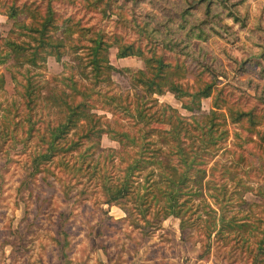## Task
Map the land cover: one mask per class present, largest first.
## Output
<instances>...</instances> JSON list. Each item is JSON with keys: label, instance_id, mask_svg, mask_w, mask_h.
Wrapping results in <instances>:
<instances>
[{"label": "rangeland", "instance_id": "374dc122", "mask_svg": "<svg viewBox=\"0 0 264 264\" xmlns=\"http://www.w3.org/2000/svg\"><path fill=\"white\" fill-rule=\"evenodd\" d=\"M11 1L19 7L23 2H29L43 11L47 9V0H0V8ZM50 7L60 19L68 17L85 28L108 35L116 33L122 43H131L133 49L140 46L146 54L155 49L168 60L183 62L192 71L200 70L207 62L221 72L204 70L203 77L218 82L230 102L243 108L252 106L264 110V0H51ZM17 20L28 22L30 19L24 10L12 18L0 13V36L9 34L10 29L22 31L15 25ZM144 23L156 27L167 39L179 40V46L166 49L146 38L139 28ZM65 25L70 24L59 25L54 31L55 36L68 39L69 29H65ZM198 31L200 38L193 36ZM71 34L73 40L75 34ZM14 37L29 39L27 35ZM63 48L59 60L53 54H47L37 67L12 66V61L0 65L6 78L4 87L0 88V113L3 112L2 117L0 115V264H249L250 257H245L243 250L233 245L232 238L228 243L218 239L208 247L207 238L199 230L201 222L181 228L179 218L168 216L148 229L149 232L145 231L142 220L132 221L116 202H105V190L97 178L68 172L60 163L62 156L64 159L78 158L83 146L78 151H58L51 160L42 159L37 169H33L34 156L47 146L46 122L58 117L59 113L55 107L48 108L40 101L32 112L33 123L30 124L17 85L11 78V70L22 82L30 75L34 80L43 79L47 81L45 84L56 88L65 87L72 77L82 85L93 87L89 91L92 101L101 98L95 91L132 95L139 89L132 86L130 76L143 67L140 56L117 58L116 47L111 46L108 59L121 70H112L111 79L102 78L98 82L89 77L81 78L79 68L73 66H84L86 59H79L77 54L87 55L88 49L74 52L70 46ZM192 79L189 76L188 82L192 83ZM44 92L48 91L45 89ZM153 97L190 115L171 91L153 94ZM211 103V97L203 98L201 110L208 112ZM6 105L10 107L8 112L3 111ZM95 111L102 120L115 117L107 108ZM121 121L124 127L135 130L126 118ZM28 126L32 127L29 133L26 131ZM228 128L227 147L232 153L218 151L219 156L209 159L206 176H212L213 182L224 186L228 193L217 203L214 196L206 192L207 201L225 216L236 212L237 217H243L248 209H253L264 221V176L258 175L264 172V167L258 169L256 166L260 164L258 160L264 162V152L260 153L253 141H246V131L237 124L229 123ZM252 137L256 139V135ZM99 141L101 147L121 148L106 134H102ZM147 141L142 157L150 159L155 145L152 140ZM55 142L64 141L59 138ZM136 151L137 147H134L127 157L139 156ZM239 154L245 155L246 160ZM259 155L262 158H257ZM89 160L90 155H86L83 164ZM98 160L116 175H120L125 166L124 160L113 164L101 156ZM225 167L229 173L225 172ZM147 170L143 168L140 173L145 175ZM141 174H135L134 178L141 180ZM242 183H252L255 189L243 191ZM258 185H262L259 191ZM209 191L213 193L211 187ZM244 199L246 203L241 201ZM194 201L197 203L198 198ZM251 201L254 204L250 208Z\"/></svg>", "mask_w": 264, "mask_h": 264}, {"label": "trees", "instance_id": "16d2710c", "mask_svg": "<svg viewBox=\"0 0 264 264\" xmlns=\"http://www.w3.org/2000/svg\"><path fill=\"white\" fill-rule=\"evenodd\" d=\"M9 3L0 8V13L12 18L24 10L30 20L15 21V25L22 31L10 29L9 34L0 36V65L12 61V66L27 64L37 67L39 62H44L47 54H53L59 60L64 53V46H70L74 52L86 48L87 55L77 54L79 59H86L84 66H73L79 68L81 78L89 77L99 82L102 78L111 79L112 70H121L108 59V50L113 45L116 47L117 58L138 55L143 61V67L133 71L130 76V83L139 88L138 91L132 95L95 91V95L101 97L96 101L90 99L92 94L89 91L93 87L82 85V82L72 77H69L70 83H66L65 87L56 88L45 84L47 81L43 79L34 80L30 75L22 82L11 70V78L17 85L30 124L33 123L32 112L40 101L48 108L55 107L59 113L53 119L54 123L52 119L46 122L45 132L47 130L49 134L45 138L47 146L34 156L33 169H37L42 159L51 160L58 151H78L83 146L78 158L64 159L62 156L60 163L68 172L97 178L105 190V202H116L132 221L142 220L145 231L149 232L148 229L168 216L179 218L181 228L199 225L197 222H201L199 230L207 238L208 247L218 239L228 243L232 238L235 241L233 245L243 250L245 257H250L249 264H264V221L255 215L253 209H248L243 217H237L236 212L225 216L206 197L208 192L214 196L215 202L220 203L228 193L224 186L213 182L212 176H206L209 159H214L221 152L232 153L227 147L229 123L237 124V127L246 131V141H253L260 153L264 152V127L260 128L264 125V110L252 106L243 108L236 102H230L228 94L223 91V87L218 86V82L203 77L204 70L214 72L217 69L207 62L202 64L200 70L192 71L183 62L168 60L155 49H150L149 54L140 46L133 49L131 43H122L116 33L108 35L85 28L71 18L60 19L50 7L51 0H47L45 11L34 3L23 2L21 7L13 1ZM66 22L70 24L65 25V29H69L68 39L62 35L55 36L54 31ZM195 25L201 27L200 24ZM139 28L146 38L161 44L163 48L176 49L174 46H179V40L175 42L167 39L156 27H148V23ZM71 33L75 34V41ZM14 35H27L29 39L18 40ZM193 36L200 38L201 33L198 31ZM216 71L217 74L221 72L218 69ZM189 76L193 77L192 83L188 82ZM5 82V74L0 71V88L4 87ZM166 90L181 101L182 108L190 112V115H184L177 107L158 102L157 97H153V94H162ZM205 97L212 98L208 112L201 110L202 99ZM8 108L6 105L3 111L8 112ZM97 108H107L115 117L102 120V116L95 111ZM122 118L133 124L135 130L124 127ZM3 120L7 122L5 118ZM31 128L28 126L26 131L31 132ZM234 132L235 135L239 134L236 130ZM102 134L116 141L121 148L101 147L99 139ZM253 134L256 139L252 137ZM59 138L64 142H55ZM148 139L152 140L155 147L150 159H145L142 155L148 146ZM134 147H137L139 156L127 157V153ZM86 155H90V160L83 164ZM239 155L246 160L245 155ZM100 156L104 160L108 158L112 164L124 160L121 174L116 175L102 166L98 160ZM257 158H262V155ZM233 163L235 165L237 161ZM257 163H260L256 165L258 169L264 167V162L258 160ZM143 168H148L145 175L140 173ZM211 169L213 166L209 168L210 172ZM224 170L230 172L228 167ZM135 174H141L142 179L136 180ZM259 174L264 176L263 171ZM241 186L243 191L255 189L252 183H242ZM210 187L213 193L209 191ZM261 188L262 185H258L256 189L259 191ZM195 198H198L197 203ZM241 201L246 203V199ZM252 204V201L249 202L250 208ZM258 233L261 235L258 236Z\"/></svg>", "mask_w": 264, "mask_h": 264}, {"label": "crops", "instance_id": "0c3cea01", "mask_svg": "<svg viewBox=\"0 0 264 264\" xmlns=\"http://www.w3.org/2000/svg\"><path fill=\"white\" fill-rule=\"evenodd\" d=\"M120 58H122V57H120ZM123 214H125V213L123 212Z\"/></svg>", "mask_w": 264, "mask_h": 264}]
</instances>
